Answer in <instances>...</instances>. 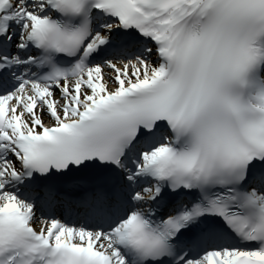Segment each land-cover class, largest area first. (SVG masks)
<instances>
[{
    "label": "snow or ice",
    "instance_id": "obj_1",
    "mask_svg": "<svg viewBox=\"0 0 264 264\" xmlns=\"http://www.w3.org/2000/svg\"><path fill=\"white\" fill-rule=\"evenodd\" d=\"M0 264H264V0H0Z\"/></svg>",
    "mask_w": 264,
    "mask_h": 264
}]
</instances>
